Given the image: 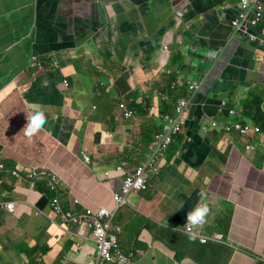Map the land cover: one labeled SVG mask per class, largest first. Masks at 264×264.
<instances>
[{
    "label": "crops",
    "instance_id": "1",
    "mask_svg": "<svg viewBox=\"0 0 264 264\" xmlns=\"http://www.w3.org/2000/svg\"><path fill=\"white\" fill-rule=\"evenodd\" d=\"M178 1L143 0L139 9L112 3L110 26H94L90 35L98 38L43 56L46 71L35 77L26 69L32 46L21 45L10 16L18 0L0 1V162L7 166L0 202L15 205L0 210V264H95L86 225L51 221L52 196L76 215L111 210L122 185L116 166L133 172L144 164L161 116L188 95L186 83L203 80L194 62L174 54L184 45L182 53L193 55L199 37L228 33L239 14L238 0ZM255 29L258 36L220 60L202 84L160 174H148L147 190L129 196L114 220L127 264H264V132L225 134L234 121L222 108L259 105L264 113V19ZM168 71L178 89L164 102L157 95L168 89ZM122 100L135 112L130 120L119 110ZM34 107L44 109L47 123L29 139L21 131ZM32 170L40 176L30 178ZM197 204L210 209L199 231L226 242L188 238L187 213Z\"/></svg>",
    "mask_w": 264,
    "mask_h": 264
},
{
    "label": "built area",
    "instance_id": "2",
    "mask_svg": "<svg viewBox=\"0 0 264 264\" xmlns=\"http://www.w3.org/2000/svg\"><path fill=\"white\" fill-rule=\"evenodd\" d=\"M239 14L237 19L234 20L232 26L240 30L244 25L250 27L258 26L264 15V0H238ZM167 51V50H166ZM36 58L32 57L33 66L41 65L43 63H35ZM264 61V53H263ZM58 62L53 63V67L58 68ZM172 72H168L170 76ZM68 85V81H65ZM178 86L176 84L171 85V91L175 92ZM201 88L198 82L186 83V89L188 91L187 96L178 97L175 100L174 110L171 115H162V129L156 137L154 143L149 147V157L146 162L137 168L133 172H126L124 164L116 166L117 173L122 175V185L119 193L113 195V207L111 210L100 209L96 212L88 210L84 215H76V213L66 211L60 200V196L52 198L50 206L53 216L52 222H58L60 219L62 223L70 222L75 225H86L90 241L95 246L96 256L95 264H127L128 258L124 256L121 251L120 236L122 229L118 226H114L113 222L116 219L120 211L128 205V198L132 194H140L147 190L148 187V174H154L158 176L160 174V166L165 159L166 153L169 151L176 139L181 135L184 124L188 121L189 112L192 107L194 97ZM99 93V92H98ZM172 93H158V98L161 101H170ZM226 104H223V108H226ZM119 110L123 113V117L126 120H130L135 116V112L130 109L128 100H122L119 103ZM229 116L236 118V121L228 124L224 127L226 134L237 133L242 136H247L251 130L250 125L243 124L241 117L235 110L229 111ZM214 128L218 126L217 123H213ZM257 130V129H256ZM87 162H90L88 156H84ZM7 167L4 163L0 162V173L6 170ZM14 176H18L17 170H12ZM40 176L36 170H32L29 177ZM105 177H110V173L106 172ZM55 179L50 182L51 190H55ZM75 203H79L78 200ZM7 210L13 212L15 205L13 203L0 202V210ZM201 229V228H200ZM184 232L186 233V227ZM200 242L206 244L208 241L216 243H224L223 236L206 237L205 234L199 231L197 236Z\"/></svg>",
    "mask_w": 264,
    "mask_h": 264
},
{
    "label": "water",
    "instance_id": "3",
    "mask_svg": "<svg viewBox=\"0 0 264 264\" xmlns=\"http://www.w3.org/2000/svg\"><path fill=\"white\" fill-rule=\"evenodd\" d=\"M121 1L125 5H129L131 9H139L143 5V0H18V13H12L10 16L15 20L12 24H18V31H15L14 34L16 33L18 38L24 39L21 45L32 46L29 64L26 68L28 74L35 77L39 72L46 71L47 62L33 66L32 57H40L44 60L43 56L63 52L60 49L66 47L67 43H75L82 38L88 40L94 26L99 30L110 26L113 17L110 15V11L111 9L115 10L111 4ZM180 2L181 0L178 1V5ZM222 2H226V0H222ZM67 4L74 5L71 12ZM232 22L234 20L230 21V28L233 29L231 28L228 33L222 36L199 37L193 55L188 56L182 53L184 45L180 51L174 54L179 60L181 58L190 59L194 62L196 75L204 74V76L200 75L203 80L199 82H206L216 70L217 65L221 63L220 60L231 51L238 49L244 41L258 36L255 28L246 24L237 30L232 26ZM98 37L90 38V42ZM139 37L145 38L141 35ZM55 44L59 49L55 47ZM33 69H36V72H33ZM64 78L63 76L62 83L65 84L66 79ZM12 82L15 80L13 79ZM64 86L69 87L66 84Z\"/></svg>",
    "mask_w": 264,
    "mask_h": 264
},
{
    "label": "clouds",
    "instance_id": "4",
    "mask_svg": "<svg viewBox=\"0 0 264 264\" xmlns=\"http://www.w3.org/2000/svg\"><path fill=\"white\" fill-rule=\"evenodd\" d=\"M264 18V15H263ZM263 20V19H262ZM261 24V23H260ZM259 24V25H260ZM258 25V26H259ZM256 26V27H258ZM256 27H251V28H256ZM170 72V71H168ZM168 74V73H167ZM168 77H172L169 76ZM67 81V80H66ZM198 83H200L201 88H202V83L198 81ZM173 84V83H172ZM186 86V84H185ZM171 88V87H170ZM200 88V90H201ZM178 89V88H177ZM186 89V88H185ZM199 90V91H200ZM164 93V92H161ZM171 93H173L171 91ZM185 96V95H184ZM178 98V97H177ZM176 98V99H177ZM224 104V103H223ZM223 104H222V108H223ZM226 104V103H225ZM227 105V104H226ZM226 109L228 111V115H229V111L230 110H235L236 109H228V107L226 106ZM25 119H26V124L24 126V128L22 129L21 132H23L24 136L31 139L33 136H35L45 125V123H47L46 121V117H45V112L44 109L41 107H34L32 108L29 112L25 113ZM238 114V113H237ZM239 115V114H238ZM240 116V115H239ZM231 117V116H230ZM241 117V116H240ZM233 118V117H232ZM235 119V118H234ZM235 122V121H234ZM243 122V120H242ZM216 123V122H213ZM212 123V125H213ZM233 123V122H232ZM231 124V123H229ZM244 124V122H243ZM228 125V124H227ZM247 125V124H246ZM251 126V130L250 131H259V128L257 126L254 125H250ZM213 127V126H212ZM254 127V128H253ZM214 128V127H213ZM216 128V127H215ZM257 129V130H256ZM224 130V128H223ZM225 132V131H224ZM226 134V133H225ZM229 135V134H227ZM3 163V162H2ZM7 167V166H6ZM5 171V170H4ZM3 172V171H2ZM19 175V173H18ZM201 196L204 195L203 192L200 193ZM5 210V209H3ZM7 211V210H6ZM9 212V211H8ZM210 213V209L208 207L207 204H197L191 211H189L187 213V217H186V235L188 236V238L190 240H195L197 238V236L199 235V229H202V226L206 223V217L209 215ZM70 232V231H68ZM206 237H216V235H205ZM221 236V235H220ZM121 237V236H120ZM224 242H226V239L224 238ZM207 243H216V242H212V241H208ZM206 243V244H207ZM121 245V244H120ZM122 251V249H121ZM123 252V251H122ZM124 254V253H123ZM124 256H126L124 254ZM128 258V260L130 261L129 257L126 256ZM128 261V263H129ZM256 264H260V260H258V262Z\"/></svg>",
    "mask_w": 264,
    "mask_h": 264
},
{
    "label": "trees",
    "instance_id": "5",
    "mask_svg": "<svg viewBox=\"0 0 264 264\" xmlns=\"http://www.w3.org/2000/svg\"><path fill=\"white\" fill-rule=\"evenodd\" d=\"M172 83H174L173 78L170 77L168 89L171 87ZM168 89L163 90L162 92L170 93L171 91L168 92ZM171 98H174L173 93L171 95ZM254 101L251 102L252 105H254V103H255ZM259 103L261 104L260 100H259ZM236 112L241 116V119L243 120L244 124L257 126L259 128V130L264 132V113L261 111L259 105L253 107V106H249V104H245L244 106H242V108L236 109ZM231 119H233V121H236V118L234 119L231 117ZM50 191L52 193H54V190L50 189ZM54 196H55V194L52 196V198H54ZM75 205H77V204H75ZM64 210H66V209H64Z\"/></svg>",
    "mask_w": 264,
    "mask_h": 264
},
{
    "label": "flooded vegetation",
    "instance_id": "6",
    "mask_svg": "<svg viewBox=\"0 0 264 264\" xmlns=\"http://www.w3.org/2000/svg\"><path fill=\"white\" fill-rule=\"evenodd\" d=\"M68 5V9H69V11L71 12L72 11V8H73V6L74 5H72V4H67ZM34 58H36V60L34 61L35 63H39L40 61H42V62H47L48 63V61L46 60V59H41L40 57H34ZM54 62H57V61H53L52 63H50V64H52L53 65V63ZM59 65V64H58ZM59 68V67H58Z\"/></svg>",
    "mask_w": 264,
    "mask_h": 264
},
{
    "label": "rangeland",
    "instance_id": "7",
    "mask_svg": "<svg viewBox=\"0 0 264 264\" xmlns=\"http://www.w3.org/2000/svg\"><path fill=\"white\" fill-rule=\"evenodd\" d=\"M119 107V106H118Z\"/></svg>",
    "mask_w": 264,
    "mask_h": 264
}]
</instances>
